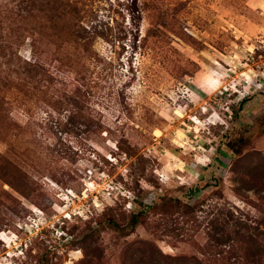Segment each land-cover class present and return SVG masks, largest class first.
Returning <instances> with one entry per match:
<instances>
[{
  "label": "rangeland",
  "instance_id": "374dc122",
  "mask_svg": "<svg viewBox=\"0 0 264 264\" xmlns=\"http://www.w3.org/2000/svg\"><path fill=\"white\" fill-rule=\"evenodd\" d=\"M59 2L0 16V264H264V0Z\"/></svg>",
  "mask_w": 264,
  "mask_h": 264
},
{
  "label": "trees",
  "instance_id": "16d2710c",
  "mask_svg": "<svg viewBox=\"0 0 264 264\" xmlns=\"http://www.w3.org/2000/svg\"><path fill=\"white\" fill-rule=\"evenodd\" d=\"M60 0H8V3H5L7 7L10 5L11 8H6L3 6L4 10H1L0 7V16L2 15H10L11 17H14L16 20L22 21V26H18L19 32H27L29 29L27 27L36 28V34H41V28L45 29L49 27L50 32L57 30L62 34V31L64 27H61L58 25V21H62V18H64L66 15H75L77 14L76 8L73 7H63L62 3L59 2ZM76 25H72L71 27H68L67 30L65 29L64 34L67 38L70 34L78 35V31H75ZM38 28V31H37ZM44 31V30H43ZM68 35V36H67ZM81 35V32H80ZM12 59L6 60V55L4 54V48L2 45H0V58L2 57L5 59L7 65H13L17 67V69H13L11 73H15L19 79L28 81L29 83L35 82L40 83V80L37 78V75L40 73L38 69H40L39 66H36L34 63H29L28 60L23 61L20 56L16 55L15 52H13ZM28 61V62H26ZM9 70H7L8 72ZM5 81L2 83L0 81V84H3L5 86ZM2 86V87H3ZM139 217L134 215L132 217V226H135L138 222ZM110 224L117 230L120 229L119 225H117L115 222L111 221ZM250 238V237H249ZM247 242V241H246ZM245 243V241H244ZM259 246H254V248H258ZM245 253L248 252V257L256 259V256L258 255L261 250H257L254 253H251V250L248 249L247 251H244ZM260 254V253H259Z\"/></svg>",
  "mask_w": 264,
  "mask_h": 264
}]
</instances>
